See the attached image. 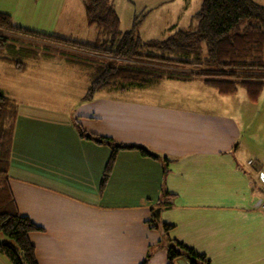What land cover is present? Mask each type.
Masks as SVG:
<instances>
[{"label":"crops","instance_id":"crops-1","mask_svg":"<svg viewBox=\"0 0 264 264\" xmlns=\"http://www.w3.org/2000/svg\"><path fill=\"white\" fill-rule=\"evenodd\" d=\"M79 27L87 38L77 40L96 38L86 15ZM143 30L142 39H154ZM50 60L66 65L50 74L68 75L76 97L70 109L45 102L41 58L22 71L0 62L16 79L37 81L19 91L37 105L22 106L11 86L0 88L18 102L9 186L19 213L42 228L29 234L39 264H167L162 223L173 225L171 239L211 264H264V88L242 107L233 102L239 90L221 95L201 79L102 88L84 100L91 68L84 73L83 63ZM79 128L159 157L119 151L100 192L112 146L81 137ZM0 264L10 263L0 254Z\"/></svg>","mask_w":264,"mask_h":264},{"label":"trees","instance_id":"trees-1","mask_svg":"<svg viewBox=\"0 0 264 264\" xmlns=\"http://www.w3.org/2000/svg\"><path fill=\"white\" fill-rule=\"evenodd\" d=\"M84 7L87 24L97 31L93 41L69 39L16 25L11 15L0 11V59L22 71L27 61L39 54L36 48L22 44L23 40L30 39L74 52L67 54L69 62L87 63L84 60L90 59L119 62L90 65L93 73L84 100L93 99L102 88L125 90L165 79L200 78L221 95H234L244 88L251 100H256L264 88V6L254 0H201L200 9L194 14L196 27H173L172 35L163 40L142 39L137 22L131 29L122 30L112 0H84ZM18 55L25 59L20 60ZM17 116L18 102L0 88V234L7 237L0 241V254L10 264H39L29 234L42 228L19 213L9 186L10 152ZM79 133L83 138L112 146L100 192L105 190L119 151L135 149L143 156L159 157L142 146L117 143L108 136L82 128ZM160 226L168 243L167 264H175L179 258L190 264H211L204 254L170 238L173 225L162 223Z\"/></svg>","mask_w":264,"mask_h":264},{"label":"rangeland","instance_id":"rangeland-1","mask_svg":"<svg viewBox=\"0 0 264 264\" xmlns=\"http://www.w3.org/2000/svg\"><path fill=\"white\" fill-rule=\"evenodd\" d=\"M254 1L264 6V0ZM112 2L115 3L119 13L122 30L132 27L131 25L137 22L139 28L145 29L142 31L143 37L144 35H150V37L157 40L170 37L172 35V27H196L197 20L194 18V14L201 6V0H112ZM0 11L11 15L14 24L36 31L58 34L69 39H76L75 37H81L85 34V31L80 30L79 27L83 18L85 20L84 0H0ZM241 24L244 26L245 22ZM83 37L87 38V36ZM22 42L26 46L36 48L39 52L36 58H41L43 66L42 73L39 74L38 85L42 91L47 93L45 102L50 103L53 99L55 104L50 103L51 105L59 104L60 107L70 109L76 97L74 96V89L70 87L68 82H65L68 75L64 73L62 77L57 78V76L50 74L51 72L56 73L66 69V65H58V63L50 59H55L58 62L61 59L64 60L66 54H69L68 51L64 53L62 51L64 49H57L52 45L30 39H25ZM17 57L20 60L25 59L22 55H18ZM90 60H84L87 63L78 66L84 73L87 69L91 68L90 65L92 64L119 63L112 59H107V62L104 61L105 59L99 61ZM4 61L0 59V62ZM0 64V85H3V87H7V85L11 86L9 89L12 91L11 93L17 94L22 106L26 105V101H29L31 98L21 96L19 91L27 85L36 86L37 81L32 78L29 79L28 83L24 77H21L20 81L13 75L14 70L11 65ZM91 73H93L92 68ZM167 81L177 82L175 79H167ZM151 89L156 90L158 88L152 86ZM160 92H162V89ZM233 98V102L240 104L241 107L251 104V100L245 95L243 88H240L239 93ZM29 102L36 103L37 101ZM37 103L41 104V102ZM50 104L44 106L47 107ZM154 173L157 175V171ZM111 190H115V188H111ZM128 190L124 188V192ZM1 238L7 239L3 234H0V240Z\"/></svg>","mask_w":264,"mask_h":264},{"label":"built area","instance_id":"built-area-1","mask_svg":"<svg viewBox=\"0 0 264 264\" xmlns=\"http://www.w3.org/2000/svg\"><path fill=\"white\" fill-rule=\"evenodd\" d=\"M263 206H264V204H263Z\"/></svg>","mask_w":264,"mask_h":264}]
</instances>
